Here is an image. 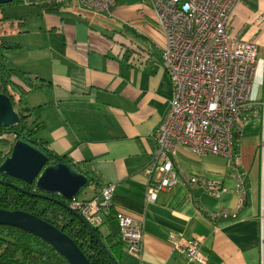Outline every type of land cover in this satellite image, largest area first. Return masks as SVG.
I'll use <instances>...</instances> for the list:
<instances>
[{
  "label": "crops",
  "instance_id": "1",
  "mask_svg": "<svg viewBox=\"0 0 264 264\" xmlns=\"http://www.w3.org/2000/svg\"><path fill=\"white\" fill-rule=\"evenodd\" d=\"M14 1L7 9L19 12L22 33L31 16L37 18L33 26L39 22L26 43L6 41V47L21 55L11 66L40 79L33 107L44 106L41 139L97 182L76 201L116 184L114 209L144 221L142 255L124 246L122 264H199L176 248L196 238L206 264H264V0H243L231 27L234 37L258 48L251 102L235 138L238 159L197 156L181 147L175 162L179 177L213 181L224 192L214 197L202 186L178 183L155 203L146 200V168L173 87L163 67L165 36L152 8L145 0H118L106 17L75 1L53 11L38 0ZM107 19L122 23L124 33Z\"/></svg>",
  "mask_w": 264,
  "mask_h": 264
},
{
  "label": "built area",
  "instance_id": "2",
  "mask_svg": "<svg viewBox=\"0 0 264 264\" xmlns=\"http://www.w3.org/2000/svg\"><path fill=\"white\" fill-rule=\"evenodd\" d=\"M77 2L85 11L111 17L118 0H38L41 6L63 7ZM243 0H145L161 27L166 47L163 67L172 84V98L165 120L155 133L156 151L146 168L150 179L147 202L178 183L202 186L211 196L224 192L220 184L196 176L179 177L175 168L181 147L197 156L219 155L238 159L236 134L242 113L251 102L257 66L255 42L231 33L236 7ZM116 184H105L89 201L70 202V208L93 227H101L111 211L119 225L126 250L140 257L144 221L115 210ZM222 217L228 214L223 212ZM263 243V236H262ZM200 239L182 241L176 248L189 262L206 264Z\"/></svg>",
  "mask_w": 264,
  "mask_h": 264
},
{
  "label": "trees",
  "instance_id": "3",
  "mask_svg": "<svg viewBox=\"0 0 264 264\" xmlns=\"http://www.w3.org/2000/svg\"><path fill=\"white\" fill-rule=\"evenodd\" d=\"M13 5H15V1L6 6ZM43 8H46L47 11L55 10L54 8L46 6H43ZM6 20H8V18L6 19V15H4V17L0 19V23ZM15 47L20 48L21 46L16 45ZM4 48L5 45L0 43L1 57H4L1 51ZM38 80L40 79L33 78L30 73L24 72L13 66L12 68L6 66L0 60V92L3 89L7 91V94L12 99L15 111L21 116V122L19 124L0 128V143L4 146V148L0 147V166L11 155L15 142L21 140L45 153L49 158L48 165H56L59 163L72 165L75 169L89 178V185L97 184L95 178L90 176L88 171L83 170L78 164L70 160L68 156H56L46 140L41 138L36 139V136L45 126L42 121V109L44 106H29L25 101V96L39 89V87L35 85V81ZM5 136L15 137L7 153H5V148L9 145V141L4 139ZM0 180L7 183L0 184L1 209L24 211L56 226L68 234L78 244L91 264H122L125 244L122 240L114 211L110 212L105 223L101 227L95 228L106 250L111 255L110 257L106 250H104L94 238L89 227L75 215V211L69 210L62 204L65 202L58 196L41 193L38 191L35 184L29 185L1 173ZM8 184L16 185L35 195L23 193ZM67 204L70 207V203ZM112 259H114V261ZM0 264L70 263L44 240L21 229L0 225Z\"/></svg>",
  "mask_w": 264,
  "mask_h": 264
},
{
  "label": "water",
  "instance_id": "4",
  "mask_svg": "<svg viewBox=\"0 0 264 264\" xmlns=\"http://www.w3.org/2000/svg\"><path fill=\"white\" fill-rule=\"evenodd\" d=\"M14 0H0V6L12 4ZM21 122V116L15 111L11 97L3 89L0 92V128L11 127ZM49 158L33 145L18 140L12 148L11 155L0 166V173L29 185L35 184L38 191L51 196H58L69 210L67 203L75 201L81 192L88 187L89 178L72 165L59 163L48 165ZM0 184H7L0 180ZM15 189L25 191L13 184ZM74 212V211H73ZM90 229L99 245L106 250L99 235L82 215L74 212ZM0 225L11 226L30 233L48 243L70 264H91L78 244L65 232L43 219L24 212L0 208ZM109 254V252L106 250ZM111 257V255L109 254ZM114 261V259H112ZM116 264V263H115Z\"/></svg>",
  "mask_w": 264,
  "mask_h": 264
},
{
  "label": "rangeland",
  "instance_id": "5",
  "mask_svg": "<svg viewBox=\"0 0 264 264\" xmlns=\"http://www.w3.org/2000/svg\"><path fill=\"white\" fill-rule=\"evenodd\" d=\"M19 2V0H16V2ZM9 9H7V7L5 9H0V19H2L4 17V15H6V17L8 18V20H6L3 23H0V43H3L5 46H7L8 43H6V41H8L9 43H26L29 39V35L28 32L29 30H35L37 32L38 30V25L39 22H35L36 25L33 26L32 22L33 20L37 19L36 17L33 18V16L30 17V19L28 20L27 26L24 30H28V32L22 33L20 30L22 29L23 26L18 25V23H20V20H18V11H14V12H10ZM27 11H25L23 14V16L25 17L27 15ZM18 15V16H17ZM10 18V19H9ZM108 23H112L114 24L122 33H124V27L122 25V23L119 22H113L109 19H107ZM10 26V28H8ZM24 36V37H23ZM5 41V42H3ZM8 47H5L4 49H2V55L4 57L0 56V60L6 65V66H10V68H12V66L10 65L9 62H13L14 59L18 60L21 55H19L18 53H15L13 50L11 49H7ZM11 62V63H12ZM13 64V63H12ZM1 87V86H0ZM39 93L37 92H32L31 94H27L25 96V101L28 103L29 106L33 107V105H35V99L37 98L36 96H38ZM45 137L44 134H42V132L40 131L39 134L36 136L37 138H43ZM4 139L9 141V145L5 148V153L9 152L10 150V145L14 142L15 137L14 136H5ZM0 147L4 148L3 144L0 143ZM90 187H86L81 194L79 195V199H83L86 196L89 195L90 193Z\"/></svg>",
  "mask_w": 264,
  "mask_h": 264
},
{
  "label": "flooded vegetation",
  "instance_id": "6",
  "mask_svg": "<svg viewBox=\"0 0 264 264\" xmlns=\"http://www.w3.org/2000/svg\"><path fill=\"white\" fill-rule=\"evenodd\" d=\"M4 6H6V5L0 6V9H5V8L7 7V6H6L5 8H3ZM6 19H7V17H6ZM5 47H6V46H5Z\"/></svg>",
  "mask_w": 264,
  "mask_h": 264
}]
</instances>
